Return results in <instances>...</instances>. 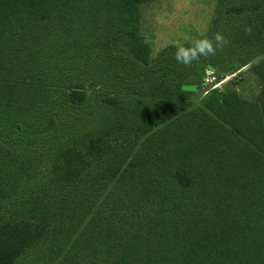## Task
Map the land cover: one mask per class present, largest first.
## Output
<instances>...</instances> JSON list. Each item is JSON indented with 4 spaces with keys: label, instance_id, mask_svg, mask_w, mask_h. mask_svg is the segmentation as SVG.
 Instances as JSON below:
<instances>
[{
    "label": "trees",
    "instance_id": "16d2710c",
    "mask_svg": "<svg viewBox=\"0 0 264 264\" xmlns=\"http://www.w3.org/2000/svg\"><path fill=\"white\" fill-rule=\"evenodd\" d=\"M150 1L0 0V264H264V61L256 101L188 110L204 74L150 65ZM252 2L203 71L264 51Z\"/></svg>",
    "mask_w": 264,
    "mask_h": 264
},
{
    "label": "rangeland",
    "instance_id": "374dc122",
    "mask_svg": "<svg viewBox=\"0 0 264 264\" xmlns=\"http://www.w3.org/2000/svg\"><path fill=\"white\" fill-rule=\"evenodd\" d=\"M252 3V0H155L142 4L138 9L137 27L140 38L149 49V58L152 61L150 65L156 67L161 63L163 51H169L170 55V48L176 52L178 47H192L195 41L205 39L213 33L217 22L226 23L231 35L234 27H243L246 14L250 15L249 6ZM231 6L241 8L245 15L229 13L227 16L226 7ZM250 30L251 26L247 24L246 32ZM210 41L213 44L214 53L217 52L215 40L210 39ZM227 53L235 55L232 49H227ZM212 55L214 54L200 56L199 59L188 64V69L192 70L193 66L197 75L204 74L203 80H205L207 70L203 71L204 65L209 63L207 59ZM263 61L264 51L242 67L237 62L219 60L213 72L216 82L220 81L218 85L208 83L206 86L204 82V85L199 86V92L192 94L185 101V106L188 110L202 107L208 100L207 94L213 91L233 92L244 101H256L259 98L262 83L254 67Z\"/></svg>",
    "mask_w": 264,
    "mask_h": 264
},
{
    "label": "clouds",
    "instance_id": "9594fccd",
    "mask_svg": "<svg viewBox=\"0 0 264 264\" xmlns=\"http://www.w3.org/2000/svg\"><path fill=\"white\" fill-rule=\"evenodd\" d=\"M218 43H226L220 35L215 36ZM214 54L212 42L208 39H200L195 41L192 47H178L175 52V60L177 63L188 65L191 61L198 59L200 56H208Z\"/></svg>",
    "mask_w": 264,
    "mask_h": 264
},
{
    "label": "built area",
    "instance_id": "2783aa9c",
    "mask_svg": "<svg viewBox=\"0 0 264 264\" xmlns=\"http://www.w3.org/2000/svg\"><path fill=\"white\" fill-rule=\"evenodd\" d=\"M204 82H206L207 84L209 83V84H214V86H217L220 81L216 82V78L214 76V73L212 71L207 70L206 71V78H205ZM214 88H216V87H214Z\"/></svg>",
    "mask_w": 264,
    "mask_h": 264
}]
</instances>
